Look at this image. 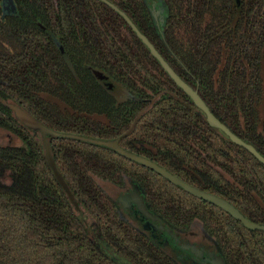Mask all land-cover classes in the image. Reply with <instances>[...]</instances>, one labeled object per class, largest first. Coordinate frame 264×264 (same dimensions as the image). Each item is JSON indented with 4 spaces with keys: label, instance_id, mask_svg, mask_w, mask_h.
<instances>
[{
    "label": "trees",
    "instance_id": "trees-1",
    "mask_svg": "<svg viewBox=\"0 0 264 264\" xmlns=\"http://www.w3.org/2000/svg\"><path fill=\"white\" fill-rule=\"evenodd\" d=\"M108 1L264 156V0H165L163 33L145 0ZM9 103L56 132L120 139L264 226V165L209 126L119 14L98 0H0V264H173L104 190L130 182L176 230L204 229L226 264H264V233L111 150L48 136L82 218L48 166L41 135Z\"/></svg>",
    "mask_w": 264,
    "mask_h": 264
},
{
    "label": "water",
    "instance_id": "water-1",
    "mask_svg": "<svg viewBox=\"0 0 264 264\" xmlns=\"http://www.w3.org/2000/svg\"><path fill=\"white\" fill-rule=\"evenodd\" d=\"M108 7H110L112 10H114L117 14H119L125 22L131 27L133 32L140 38L144 46L149 50V52L152 54V56L158 61L160 66L163 68V70L168 74V76L172 79V81L192 100L195 107L201 111L204 116L206 122L209 124V126L215 130L222 131L228 138L229 141L237 145L247 152H249L251 155H253L261 164L264 165V156L257 150V148L242 140L237 135H235L232 130L225 124H223L218 118L214 116L210 108L207 106V104L204 102V100L200 97V95L191 87L189 86L171 67V65L165 60V58L160 54V52L156 49L154 44L140 31V29L136 26V24L132 21V19L122 10H120L117 6H115L113 3H111L108 0H98ZM145 4L148 8L149 13L151 14V18L153 21L154 26L158 30V32L163 33L164 27L167 22V8L165 0H145ZM96 77L103 82H107L108 78L104 76L103 74H100L98 72H95ZM7 106L12 110L15 119L28 131L33 132L35 134L39 133L41 135L42 143L45 150V158L48 163V166L50 170L52 171L57 183L59 186L63 189L64 193L66 194L68 200L70 201L71 205L74 207V209L80 214V216L83 218L84 211L82 210L79 201L76 199L75 194L72 192L69 184L67 183L66 179L64 178L63 174L59 170L54 155L51 149L50 141L48 139V136H53L55 138L59 139H71L83 143H87L93 146L105 148L108 150H111L118 155L122 156L123 158L134 162L136 164L142 165L146 168H149L153 170L154 172L161 175L163 178L168 180L170 183H172L175 186H178L185 190L187 193L201 199L204 201H207L225 212H227L230 216H232L234 219L240 221L245 228H247L250 231L255 232H261L264 233V226L250 222L237 208H235L232 204L229 202L214 196L212 194H209L207 192H204L202 190H199L193 186H190L171 172H169L164 167L160 166L159 164L144 158L140 155H137L133 152H130L123 147L120 146V140H101L96 138H90L86 136H79L74 134H67V133H60L56 132L45 125L41 124L38 120H36L34 117H32L28 112H26L21 107L17 106L14 103H9ZM109 185H106L104 190L107 192ZM131 188H128L127 190H130ZM125 190H120L118 188H114L112 193L110 194V198H112L119 207L123 205L125 202L122 199V196L126 193ZM133 193H135V202H140L139 204H142L144 206V202L141 199L142 197H139L138 192L133 190ZM128 198V197H127ZM149 211H147L148 213ZM165 227V225H164ZM196 242H199L196 240ZM209 247L212 248V250L216 251L214 246L212 247V243L207 242ZM160 249L165 251L166 254L174 260L178 264H188L189 259L181 255L178 251L174 250L172 247H164L161 244H158ZM213 252V251H212ZM214 253V252H213ZM212 254L213 259L218 258V255ZM225 264L224 260L217 261L216 264Z\"/></svg>",
    "mask_w": 264,
    "mask_h": 264
},
{
    "label": "flooded vegetation",
    "instance_id": "flooded-vegetation-1",
    "mask_svg": "<svg viewBox=\"0 0 264 264\" xmlns=\"http://www.w3.org/2000/svg\"><path fill=\"white\" fill-rule=\"evenodd\" d=\"M128 188L131 189L127 190ZM118 189L127 191L122 196L125 202L120 207L111 198L117 206L120 218L132 226L141 240L151 244L171 260L173 264L178 263L172 260L165 251L161 250L157 243L166 248L172 247L174 250L178 251L181 255L189 259L188 264H216L217 261L219 262L221 260H224L226 264L224 253L218 248V245H214V249L216 250L214 251L207 244V234L204 229L198 227L199 229L194 228L192 232H181L176 230L164 218L150 210L142 188L135 182H130L129 187H118ZM133 190L138 192L139 197L143 196L141 199L144 202V206L139 204L140 202H135V193H133ZM147 211L149 212L147 213ZM196 240L199 242H196ZM211 253L218 255V258L213 259Z\"/></svg>",
    "mask_w": 264,
    "mask_h": 264
},
{
    "label": "rangeland",
    "instance_id": "rangeland-1",
    "mask_svg": "<svg viewBox=\"0 0 264 264\" xmlns=\"http://www.w3.org/2000/svg\"><path fill=\"white\" fill-rule=\"evenodd\" d=\"M0 139H1V140H5V134H3L2 132H1V134H0ZM114 188H116V187L113 186V185H111V184H109L108 189H107V195H108L109 197H110V194H109V193H112V191H113ZM83 218H85V212H84V216H83Z\"/></svg>",
    "mask_w": 264,
    "mask_h": 264
}]
</instances>
